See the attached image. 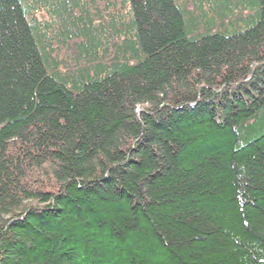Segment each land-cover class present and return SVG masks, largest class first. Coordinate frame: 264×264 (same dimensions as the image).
<instances>
[{
  "label": "trees",
  "instance_id": "1",
  "mask_svg": "<svg viewBox=\"0 0 264 264\" xmlns=\"http://www.w3.org/2000/svg\"><path fill=\"white\" fill-rule=\"evenodd\" d=\"M0 264H264V0H0Z\"/></svg>",
  "mask_w": 264,
  "mask_h": 264
}]
</instances>
